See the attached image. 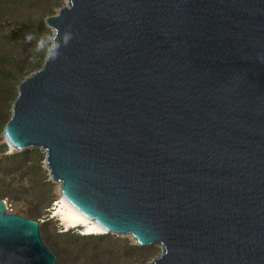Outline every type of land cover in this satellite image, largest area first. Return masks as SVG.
Returning <instances> with one entry per match:
<instances>
[{"label": "water", "instance_id": "obj_1", "mask_svg": "<svg viewBox=\"0 0 264 264\" xmlns=\"http://www.w3.org/2000/svg\"><path fill=\"white\" fill-rule=\"evenodd\" d=\"M73 39L17 86L3 139L147 264H264V0H67ZM52 30V29H51ZM0 264H56L0 199Z\"/></svg>", "mask_w": 264, "mask_h": 264}, {"label": "rangeland", "instance_id": "obj_2", "mask_svg": "<svg viewBox=\"0 0 264 264\" xmlns=\"http://www.w3.org/2000/svg\"><path fill=\"white\" fill-rule=\"evenodd\" d=\"M66 5L67 0H0V199L12 205L14 214L39 224L41 238L56 264H147L160 254V246L138 247L129 235L86 237L79 228L64 230L58 218L51 216L60 186L51 180L45 152H9L3 139V129L11 116L8 106L17 95L16 81L20 78L6 62L16 60V69H21L25 78L32 75L39 54L31 50L36 41L25 43L24 37L28 33L37 38L50 33L45 19ZM7 31L13 41L6 39Z\"/></svg>", "mask_w": 264, "mask_h": 264}, {"label": "bare ground", "instance_id": "obj_3", "mask_svg": "<svg viewBox=\"0 0 264 264\" xmlns=\"http://www.w3.org/2000/svg\"><path fill=\"white\" fill-rule=\"evenodd\" d=\"M7 146L9 147V152L15 150L10 145ZM51 216L54 218H58V221H60L61 225H63L64 230L66 231L72 228H79L81 229V235L96 236L107 234L95 221L86 219L83 215L76 211L60 193V190L59 196L55 200Z\"/></svg>", "mask_w": 264, "mask_h": 264}, {"label": "clouds", "instance_id": "obj_4", "mask_svg": "<svg viewBox=\"0 0 264 264\" xmlns=\"http://www.w3.org/2000/svg\"><path fill=\"white\" fill-rule=\"evenodd\" d=\"M52 31L48 34H42L39 38L35 34L25 35V43L36 41L35 47L31 49L34 53H43L47 62H55L61 55L60 49L67 47L73 39L71 31L65 30L61 33L57 28L50 26Z\"/></svg>", "mask_w": 264, "mask_h": 264}, {"label": "trees", "instance_id": "obj_5", "mask_svg": "<svg viewBox=\"0 0 264 264\" xmlns=\"http://www.w3.org/2000/svg\"><path fill=\"white\" fill-rule=\"evenodd\" d=\"M1 13V12H0ZM43 28V30H46V28L43 26L42 27ZM29 28H24V30H28ZM8 33L6 34L7 35V40H11V41H13L12 40V34H10L9 32L10 31H7ZM11 38V39H10ZM44 59H45V56H44V54L43 53H40L39 54V60L35 63V64H33V67L36 69V71L37 70H39L40 68H41V66H42V64H43V61H44ZM8 62V63H7ZM6 62V65H8L9 67H11V69H13V70H16L15 72H16V74L19 76L20 75V78L16 81V86H18L19 85V83L25 78L23 75H22V73H21V69H16V66H18V62L16 61V60H13V61H7ZM17 96V95H16ZM16 98V97H15ZM15 100V99H14ZM9 108H11V105L10 106H8ZM108 234V233H107ZM107 234H105V235H107ZM105 235H102V236H105ZM63 236H70L69 234H64ZM75 236H78L79 237V235H75ZM84 236H86V237H89V236H87V235H84ZM90 237H92V236H90ZM79 238H81V239H84V238H82V237H79Z\"/></svg>", "mask_w": 264, "mask_h": 264}, {"label": "built area", "instance_id": "obj_6", "mask_svg": "<svg viewBox=\"0 0 264 264\" xmlns=\"http://www.w3.org/2000/svg\"><path fill=\"white\" fill-rule=\"evenodd\" d=\"M3 203L5 205L6 212L9 213V214H13L14 212H13V209H12V205L10 203H7L6 200H3Z\"/></svg>", "mask_w": 264, "mask_h": 264}]
</instances>
